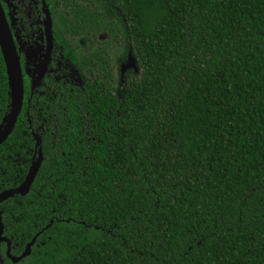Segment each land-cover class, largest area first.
<instances>
[{
    "label": "trees",
    "instance_id": "16d2710c",
    "mask_svg": "<svg viewBox=\"0 0 264 264\" xmlns=\"http://www.w3.org/2000/svg\"><path fill=\"white\" fill-rule=\"evenodd\" d=\"M65 3L95 73L4 204L16 264H264V0Z\"/></svg>",
    "mask_w": 264,
    "mask_h": 264
},
{
    "label": "flooded vegetation",
    "instance_id": "af4514ba",
    "mask_svg": "<svg viewBox=\"0 0 264 264\" xmlns=\"http://www.w3.org/2000/svg\"><path fill=\"white\" fill-rule=\"evenodd\" d=\"M0 6L18 58L22 81L19 114L9 134L0 143L1 192L16 188L38 157L41 164L45 157L56 152L54 128L65 119L60 117L65 107V94L82 92L93 80L95 71L85 62L87 44L82 47V41H77L80 38L58 32L57 27L61 29L66 15L65 8H69L65 0H0ZM125 73L127 70L120 76L118 74V85L123 82ZM8 104L7 77L0 51V122ZM24 169L25 174L18 181V173ZM23 196L14 194L0 203V264H16L19 260L13 263L11 259L17 258L28 243L18 255H13L16 243L9 230L17 217L10 212L13 220L9 225H5L2 219L4 207H7L4 204L12 208L14 203L18 204L16 199Z\"/></svg>",
    "mask_w": 264,
    "mask_h": 264
},
{
    "label": "water",
    "instance_id": "95a60500",
    "mask_svg": "<svg viewBox=\"0 0 264 264\" xmlns=\"http://www.w3.org/2000/svg\"><path fill=\"white\" fill-rule=\"evenodd\" d=\"M0 51L3 59L5 74L7 77V88L9 104L7 112L0 122V143L6 138L16 117L19 114L22 102V81L18 58L16 56L13 43L8 31L7 23L4 19V15L0 6ZM40 165V157L31 163L28 171L26 172L22 182L14 189L4 190L0 192V203L14 194L23 196L27 193L30 184L36 174V171ZM1 228V226H0ZM1 231V229H0ZM36 235L25 245L23 252L15 259H11L13 263L17 262L21 258L29 254V248L33 244Z\"/></svg>",
    "mask_w": 264,
    "mask_h": 264
},
{
    "label": "rangeland",
    "instance_id": "374dc122",
    "mask_svg": "<svg viewBox=\"0 0 264 264\" xmlns=\"http://www.w3.org/2000/svg\"><path fill=\"white\" fill-rule=\"evenodd\" d=\"M105 35L104 34H99L97 36L98 40H104L105 39ZM79 38V37H78ZM81 40L82 41V47L86 44L84 43V40L82 38L78 39L77 41ZM110 59L111 61V66H112V72L115 75L113 79H115L117 81V83L120 82V78H118V74L119 76L125 72L126 70L128 71L129 69H136V64H135V60L132 57V53L130 50H125L123 51L122 48L120 49H116L115 52H110ZM116 61V64H115ZM117 65V67H116Z\"/></svg>",
    "mask_w": 264,
    "mask_h": 264
}]
</instances>
